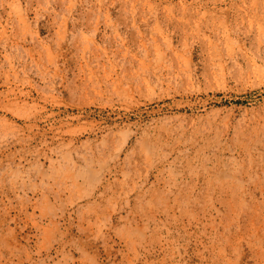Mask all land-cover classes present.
<instances>
[{"label": "rangeland", "instance_id": "obj_1", "mask_svg": "<svg viewBox=\"0 0 264 264\" xmlns=\"http://www.w3.org/2000/svg\"><path fill=\"white\" fill-rule=\"evenodd\" d=\"M0 264H264V0H0Z\"/></svg>", "mask_w": 264, "mask_h": 264}, {"label": "bare ground", "instance_id": "obj_2", "mask_svg": "<svg viewBox=\"0 0 264 264\" xmlns=\"http://www.w3.org/2000/svg\"><path fill=\"white\" fill-rule=\"evenodd\" d=\"M147 157V156H146ZM168 158V157H167ZM205 158V157H204ZM212 158H214V157H212ZM213 162V161H212ZM208 165V164H207Z\"/></svg>", "mask_w": 264, "mask_h": 264}]
</instances>
